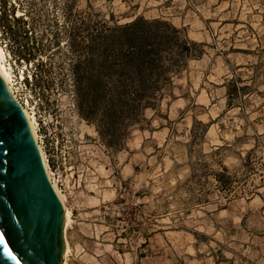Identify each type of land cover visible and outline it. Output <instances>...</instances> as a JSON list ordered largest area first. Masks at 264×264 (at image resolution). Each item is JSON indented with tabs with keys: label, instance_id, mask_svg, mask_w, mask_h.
<instances>
[{
	"label": "rangeland",
	"instance_id": "obj_1",
	"mask_svg": "<svg viewBox=\"0 0 264 264\" xmlns=\"http://www.w3.org/2000/svg\"><path fill=\"white\" fill-rule=\"evenodd\" d=\"M140 16L204 55L116 150L79 112L77 66ZM0 47L72 212L67 264H264V0H0Z\"/></svg>",
	"mask_w": 264,
	"mask_h": 264
},
{
	"label": "trees",
	"instance_id": "obj_2",
	"mask_svg": "<svg viewBox=\"0 0 264 264\" xmlns=\"http://www.w3.org/2000/svg\"><path fill=\"white\" fill-rule=\"evenodd\" d=\"M94 45L83 67L77 66L78 109L116 150L144 111L159 105L173 78L202 58L205 46L168 21L143 16L109 27Z\"/></svg>",
	"mask_w": 264,
	"mask_h": 264
},
{
	"label": "water",
	"instance_id": "obj_3",
	"mask_svg": "<svg viewBox=\"0 0 264 264\" xmlns=\"http://www.w3.org/2000/svg\"><path fill=\"white\" fill-rule=\"evenodd\" d=\"M64 223L29 120L0 75V264H63Z\"/></svg>",
	"mask_w": 264,
	"mask_h": 264
},
{
	"label": "bare ground",
	"instance_id": "obj_4",
	"mask_svg": "<svg viewBox=\"0 0 264 264\" xmlns=\"http://www.w3.org/2000/svg\"><path fill=\"white\" fill-rule=\"evenodd\" d=\"M19 14H20V12H19ZM8 57L9 56L6 53V51L3 50L2 47H0V75L2 76L4 81L6 82V85L9 88L10 92L12 93V95L17 99V101L21 105L24 113L26 114V116H27V118L29 120L33 135H34V137H35V139H36V141H37V143H38V145L40 147L41 154H42V157H43L46 169H47L48 176H49V178H50V180L52 182V185H53L55 191L57 192L58 196L60 197V199H61V201L63 203V206H64V216H65L64 241H65V249H64V253H63V264H67V259H68V256H69L70 252H71V246H70V242H69V239H68L67 232H68L69 226L72 223V212H71V209L67 206L66 197L59 190V188H58V186H57V184H56V182H55V180H54V178L52 176V173H51L48 161H47V157H46V154H45V151H44V148H43V144L41 143L40 136H39V133H38V124H37L35 112H34V110H32L29 107L28 102H23L20 99V97H19V94H18V91H17V88H16L17 84H16V80H15V76H14L15 74H14V71H13V67H12V65L9 62V58ZM21 75H22L21 79L23 80L24 76H23V74H21Z\"/></svg>",
	"mask_w": 264,
	"mask_h": 264
},
{
	"label": "snow or ice",
	"instance_id": "obj_5",
	"mask_svg": "<svg viewBox=\"0 0 264 264\" xmlns=\"http://www.w3.org/2000/svg\"><path fill=\"white\" fill-rule=\"evenodd\" d=\"M0 243H3V237L0 236Z\"/></svg>",
	"mask_w": 264,
	"mask_h": 264
}]
</instances>
